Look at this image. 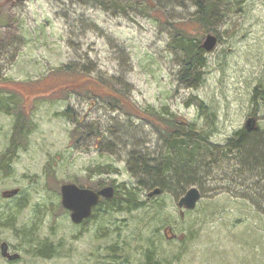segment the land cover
<instances>
[{
    "label": "rangeland",
    "instance_id": "obj_1",
    "mask_svg": "<svg viewBox=\"0 0 264 264\" xmlns=\"http://www.w3.org/2000/svg\"><path fill=\"white\" fill-rule=\"evenodd\" d=\"M197 10L195 0H0V157L15 114L28 118L0 172V245L21 257L0 250V264H264V216L242 196L248 174L234 162L213 165L195 186V210L181 208V196L150 195L130 165L133 155H157L159 133L110 108L114 92L90 81L113 78L136 106L168 107L214 144L251 116L264 132V0H232L211 32L191 24ZM174 25L202 42L217 36L196 89L179 79ZM98 180L131 188L144 204L103 205L74 223L61 185L99 190Z\"/></svg>",
    "mask_w": 264,
    "mask_h": 264
},
{
    "label": "trees",
    "instance_id": "obj_2",
    "mask_svg": "<svg viewBox=\"0 0 264 264\" xmlns=\"http://www.w3.org/2000/svg\"><path fill=\"white\" fill-rule=\"evenodd\" d=\"M230 2L232 0H195L198 10L191 18V24H195L197 28H203V31L211 32L212 29H215V25L219 24V21L221 23L223 17L226 16L225 8ZM171 43L174 50L182 54L180 81L186 83L189 88H198L203 81L204 69L207 64L206 51L202 47L199 32H190L183 27L174 25ZM66 71H70L68 67ZM90 81L96 87H98V83L102 86H106L103 84L107 83L106 87L114 92L108 94L110 108L122 109L127 115L151 124L160 135L162 144L156 156L136 157L133 155L130 171L134 177L139 179V184L145 185L151 191L159 188L160 194L166 193L182 197L190 187L196 186L198 182H202L207 177L208 173L212 171L213 165L216 168H222L224 165L231 167L230 162H234L232 168L239 166L241 172L248 174L247 181H250V184L245 186L242 196L252 204L257 212L264 216V132L260 131L259 126H256L253 131H247L243 127L228 138L224 145L214 144L209 140L210 134L200 130L193 122L170 112L168 107L158 111L153 108L141 109L136 106L128 96L120 92L113 78L106 80L90 78ZM257 88L254 94L255 102L257 96L260 95ZM91 89L93 92L98 91L97 88L92 87ZM98 95L100 97L96 98L101 100L105 97L101 94ZM198 106L203 110L205 104L201 101ZM4 110L15 113V109ZM23 116L15 114L10 145L4 155L0 157V172L8 169L5 162L7 155H13L16 152L21 143V137L25 135L22 132L28 118ZM207 166L210 167V171ZM198 177L201 180H198ZM257 185L260 186L261 193L251 195L249 191L257 190ZM103 186L104 182L98 180L93 188L99 189ZM143 204L144 201H140L134 190L123 185L120 186V190H115L114 197L103 199L95 211L103 205L110 208L123 209L127 207L131 209L138 208ZM44 249L49 250V246L45 244Z\"/></svg>",
    "mask_w": 264,
    "mask_h": 264
},
{
    "label": "water",
    "instance_id": "obj_3",
    "mask_svg": "<svg viewBox=\"0 0 264 264\" xmlns=\"http://www.w3.org/2000/svg\"><path fill=\"white\" fill-rule=\"evenodd\" d=\"M217 43V36L208 33L205 35V40L202 42V47L208 52L213 50ZM256 119L249 118L246 121L245 127L248 131H253L256 128ZM160 189L155 188L150 195L160 194ZM18 190H13L8 195H15ZM115 194V188L106 186L100 190L91 188L79 187L73 183H65L61 186L62 205L70 212L72 221L76 224H81L84 220L89 219L94 208L100 203L102 198L110 199ZM201 192L197 187H191L179 200V206L185 210H194L201 199ZM1 255L9 261H14L20 258L19 253H10L9 245L2 242L0 245Z\"/></svg>",
    "mask_w": 264,
    "mask_h": 264
},
{
    "label": "bare ground",
    "instance_id": "obj_4",
    "mask_svg": "<svg viewBox=\"0 0 264 264\" xmlns=\"http://www.w3.org/2000/svg\"><path fill=\"white\" fill-rule=\"evenodd\" d=\"M251 117H254V116H251ZM251 117H249V118H251ZM249 118H248V119H249ZM254 118L256 119V117H254ZM248 119H247V120H248ZM247 120H246V121H247ZM256 122H257V119H256ZM245 124H246V123H245ZM244 128L247 130V128L245 127V125H244ZM247 131H248V130H247ZM198 180H201V178L198 177ZM192 187H195V186H192ZM190 188H191V187H190ZM190 188H189V189H190ZM256 188H257V190H260V189H261L260 186H258V185L256 186Z\"/></svg>",
    "mask_w": 264,
    "mask_h": 264
}]
</instances>
